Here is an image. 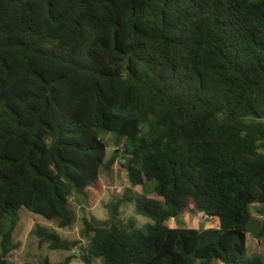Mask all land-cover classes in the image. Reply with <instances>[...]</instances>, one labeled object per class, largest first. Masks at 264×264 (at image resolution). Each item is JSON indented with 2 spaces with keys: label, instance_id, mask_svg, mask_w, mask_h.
<instances>
[{
  "label": "trees",
  "instance_id": "1",
  "mask_svg": "<svg viewBox=\"0 0 264 264\" xmlns=\"http://www.w3.org/2000/svg\"><path fill=\"white\" fill-rule=\"evenodd\" d=\"M102 132L124 150L107 159ZM117 164L143 194L85 217L86 246L35 229L79 253L60 264H264L247 255L264 235V0H0V264L21 208L72 228ZM124 202L153 224L119 220ZM190 203L219 228L170 227Z\"/></svg>",
  "mask_w": 264,
  "mask_h": 264
},
{
  "label": "rangeland",
  "instance_id": "2",
  "mask_svg": "<svg viewBox=\"0 0 264 264\" xmlns=\"http://www.w3.org/2000/svg\"><path fill=\"white\" fill-rule=\"evenodd\" d=\"M104 135V136H103ZM101 136L104 137L109 149L107 159H110L116 150H124L126 139H117V135L102 132ZM119 164L112 172L102 171L101 180L103 184V193L98 197L93 209H88L79 204L76 199L73 201V209L76 217V223L72 228L59 229L55 224L45 220L41 216L31 213L25 208L19 211L20 221L14 235V242L18 246L10 257L8 258L10 264H25L33 263L39 264L48 259L52 264L63 263L70 254L79 255L78 252L72 253L66 251H52L48 245H40L39 240L34 236V231L38 226L49 228L55 231L63 239H68L70 242L80 241L83 246L87 242L82 237L84 228L83 219L94 218L97 221L105 222L110 219L109 206L120 200H124L127 194L130 198L140 196L143 194L141 187H132L129 182L127 173L121 169ZM155 183H148L146 185V195L149 198L160 199V197L153 191ZM264 206L252 205L251 211L255 221L261 225L264 222ZM119 220L127 223H132L136 228L144 229L147 225L153 224L152 220L140 215L136 211L133 202H124L120 207ZM172 228H195V229H209L219 228L217 219L208 218L203 213L196 211L193 203H190V210L180 216L177 220H172L168 223ZM258 225V226H259ZM259 231V230H258ZM248 235V257L260 256L264 259V235L261 238H256L255 233ZM71 264H84L80 259L74 260ZM212 264H223L215 260Z\"/></svg>",
  "mask_w": 264,
  "mask_h": 264
}]
</instances>
